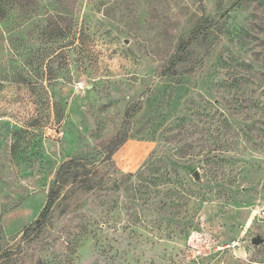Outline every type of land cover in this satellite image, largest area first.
I'll list each match as a JSON object with an SVG mask.
<instances>
[{
	"label": "rangeland",
	"instance_id": "obj_1",
	"mask_svg": "<svg viewBox=\"0 0 264 264\" xmlns=\"http://www.w3.org/2000/svg\"><path fill=\"white\" fill-rule=\"evenodd\" d=\"M235 1L0 0V264H264V0Z\"/></svg>",
	"mask_w": 264,
	"mask_h": 264
},
{
	"label": "trees",
	"instance_id": "obj_2",
	"mask_svg": "<svg viewBox=\"0 0 264 264\" xmlns=\"http://www.w3.org/2000/svg\"><path fill=\"white\" fill-rule=\"evenodd\" d=\"M211 19L205 17L202 19L201 23L197 25L193 32L187 37V39L183 42H181L177 48L176 54L172 57L170 60V63L168 67L160 72L161 75L164 74H173L174 68L176 67L177 62L179 61L181 53L187 48L188 44L198 36L202 35V33L206 32L208 28L210 27ZM140 109L138 104L133 105L132 103L128 104V108L124 115L123 122L125 125H127L130 120V118ZM116 139V138H115ZM127 139L126 134H121L120 141L117 142L115 145L119 146L121 145L125 140ZM80 158H70L68 160H65L60 164L58 167L54 179L48 189L47 195H46V201L42 207V209L39 212L38 220H36L35 227H39L42 225L50 216L51 210L55 204V200L57 199L62 183L64 181V176L70 171V169L76 165H79L81 163ZM33 227L27 226L24 229L23 235H27V232Z\"/></svg>",
	"mask_w": 264,
	"mask_h": 264
},
{
	"label": "water",
	"instance_id": "obj_3",
	"mask_svg": "<svg viewBox=\"0 0 264 264\" xmlns=\"http://www.w3.org/2000/svg\"><path fill=\"white\" fill-rule=\"evenodd\" d=\"M237 1L238 0L233 2L230 7L222 11L221 16H224L237 3ZM192 177L194 180H199V172L197 170L193 171ZM251 240H252V244H256V245L262 244L264 242V240L259 235L254 236Z\"/></svg>",
	"mask_w": 264,
	"mask_h": 264
}]
</instances>
